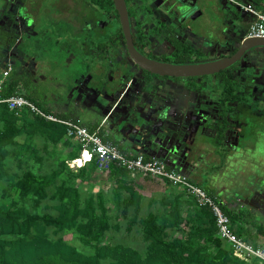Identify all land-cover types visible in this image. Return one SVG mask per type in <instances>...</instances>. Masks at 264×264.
<instances>
[{
  "label": "crops",
  "instance_id": "crops-1",
  "mask_svg": "<svg viewBox=\"0 0 264 264\" xmlns=\"http://www.w3.org/2000/svg\"><path fill=\"white\" fill-rule=\"evenodd\" d=\"M46 1L43 7L42 0H0V12L5 11L15 30L21 32L10 48L16 54L14 69L3 78L1 68L0 76L3 80L16 78V88L22 85L24 93L47 113L96 131L102 140L113 142L131 156L172 160L178 164L174 170L213 196L218 179L213 172L231 163L233 157L264 151V48L248 53L227 71L234 82V101L219 103L224 96L222 83L212 76L196 79L197 87H191L185 80L151 79L132 68L141 86L134 85L112 110L131 65L121 55L99 51L92 35L102 29L98 9L84 0ZM244 2L264 14V0ZM213 9L206 48L210 54L222 56L225 52L217 53L213 47L226 44L228 34L229 39L234 33L247 36L255 14L243 12L244 20H238L233 29V17ZM42 18L47 27L41 25ZM146 80H152L151 85ZM156 93L163 97L164 109L150 104L148 98ZM161 112L162 118L156 115ZM183 131L186 134L179 135ZM213 158L223 159L213 162ZM213 164L216 168L211 170ZM242 164L249 167L253 162L245 158Z\"/></svg>",
  "mask_w": 264,
  "mask_h": 264
},
{
  "label": "rangeland",
  "instance_id": "rangeland-1",
  "mask_svg": "<svg viewBox=\"0 0 264 264\" xmlns=\"http://www.w3.org/2000/svg\"><path fill=\"white\" fill-rule=\"evenodd\" d=\"M42 2L45 7L47 1ZM40 23L46 26V18ZM43 85L46 87V83ZM63 85L58 86L63 88ZM37 95L41 98L42 94ZM24 119L23 123H17L9 116L0 117V137L8 129L29 126L0 146V205L21 209L22 217L36 222L33 231L36 227L49 239L70 244L88 255L100 248L106 254L100 259L102 263L113 260L111 255L107 256L112 249L121 258L126 255L125 259L132 264H168L160 257L155 259L151 252V245L158 237L162 247L174 245L190 264H262L252 258L235 256L232 245L221 238L211 209L200 205L180 185L142 171L121 172L111 167L103 169L94 162L81 163L78 143L67 136L63 127L62 137L55 141L53 137L59 128L47 132L31 126L38 120L32 112ZM258 152V155L253 151L249 157L241 156L253 162L249 167L234 157L231 163L220 166L213 188L216 196L212 197L218 202L226 201L227 194L226 208L239 216L233 222L236 232L246 242L264 246V235L255 225L264 227L263 210L257 208L255 212L253 206L240 200L244 192L251 195V189L264 187V151ZM212 161L218 162L215 158ZM210 166L211 170L216 168L214 164ZM51 177L53 181L45 187V193L36 194L32 179ZM74 190L80 208L91 203L96 222L89 228L88 219L82 214L68 227L47 224L48 217H57L64 211ZM4 238L8 244L14 239L12 235Z\"/></svg>",
  "mask_w": 264,
  "mask_h": 264
},
{
  "label": "flooded vegetation",
  "instance_id": "flooded-vegetation-1",
  "mask_svg": "<svg viewBox=\"0 0 264 264\" xmlns=\"http://www.w3.org/2000/svg\"><path fill=\"white\" fill-rule=\"evenodd\" d=\"M84 1L96 7L101 15L99 26L102 27V29L100 32L92 33L94 39L98 40L99 51L110 56L121 55L127 60L126 62L131 65L129 71L124 74L126 75L127 81L124 82V89H122V92L113 103L112 110L126 95H128V91L135 89L134 85H137V87L141 86V79H139L138 76L134 77L133 73L130 71L132 68L146 74V76L151 79L171 78L179 81L185 80L191 87H197L196 79L212 76L222 83L221 92L224 96L220 98V104H223L224 100L234 101L236 99L234 94V82L232 78L226 74L227 71L233 70L236 63L215 73L198 76L171 77L151 74L140 69L132 61L126 47L119 15L114 7L113 1L111 0L112 4L108 1H103V3H98L97 0ZM125 1L128 9L129 25L134 46L139 52L151 59L169 63H200L230 56L235 51L227 44H218L217 47H213L214 51H217V53L225 52V55L219 56L216 53L214 55L210 54L209 49L207 50L206 48L208 47L207 27L209 21L213 17L212 13L214 12V7H212L213 0H189L194 2V7L186 14L179 13L175 8V5L178 3L177 0ZM4 12H0V28L9 33L10 45H6L4 48V56L0 61V69H3L6 64H9L10 73L14 69L16 59L15 52L10 48L20 39L19 34L21 32L15 30V25L12 24V21H10L8 15H5ZM225 36L227 38V35ZM163 44H166V47H163ZM178 57H184L187 61L176 62ZM142 73H140V77ZM151 82L152 80H148L147 83L151 85ZM20 88L24 91L22 85H20ZM240 159L244 161L243 158ZM255 189H251V195H245L244 192V194H242L243 197L241 196L242 199H240L241 203L253 206L255 212L258 210L257 208L264 212V187ZM228 203L229 201H227L226 198V201L224 200L221 204L226 207Z\"/></svg>",
  "mask_w": 264,
  "mask_h": 264
},
{
  "label": "trees",
  "instance_id": "trees-1",
  "mask_svg": "<svg viewBox=\"0 0 264 264\" xmlns=\"http://www.w3.org/2000/svg\"><path fill=\"white\" fill-rule=\"evenodd\" d=\"M98 3L109 2L112 4L111 0H97ZM6 45H10L9 33L3 31L0 28V61L4 56V48ZM187 61L184 57H178L176 62ZM1 75V74H0ZM1 79V76H0ZM17 86V79L14 77H8L2 83V89L0 92L1 96H8L14 92ZM26 98L31 100L35 105L40 109L46 111V108L38 103L35 99L24 94ZM27 110H22L18 114H15L14 111H11L7 108L6 104H0V117L6 118L10 117L11 121L17 123H23L25 121L24 117L27 115ZM28 125V124H27ZM22 126L17 129L6 130L3 136L0 137V146H3L9 143L15 136L20 134L22 131L29 128V126ZM34 127H40L45 129L47 132L58 129V134L54 135L53 140L60 139L62 137V127L65 130L63 124H57L52 121H48L42 117L38 116L37 122L30 124ZM24 127V129H23ZM79 150L80 146L78 145ZM145 158V157H144ZM148 159V158H145ZM111 168L120 170L124 172L122 168H117L112 166ZM53 181L51 178H33L32 185L34 186V191L38 195H43L45 193V187L49 186ZM208 195L213 196L212 192L208 189L202 188ZM69 203L63 212L57 217H48L46 219L47 224H53L58 227H68L76 223L77 217L84 214L88 219V227L90 228L96 222V215L94 208L91 207V203L86 208L82 209L79 206V197L76 190L69 194ZM214 199H216L214 197ZM219 205L222 211H224L233 225L236 216L231 209H227L223 204L215 200ZM21 209L20 210H11L0 205V264H132L128 262L125 258L119 257L118 254H114V250L111 249V252L107 256L113 258L108 263H102L101 257L106 255L101 252V249L98 248L93 255H88L83 252L78 251L74 246L66 244L59 240H52L46 237L42 231H37L34 227L31 220H28V217H22ZM257 230L264 235V227L261 224H255ZM236 231V227L234 228ZM238 235L239 233L236 232ZM12 235L14 239L10 241V244L5 242L4 236ZM154 235V234H153ZM240 236V235H239ZM155 238V236H154ZM151 252L155 259L158 257L166 260L168 264H190L183 260L184 257H181L182 252L175 249L174 245H167L162 247V242L158 237L151 245ZM153 258V259H154ZM255 261V260H253ZM257 262V261H256ZM151 264V263H150Z\"/></svg>",
  "mask_w": 264,
  "mask_h": 264
},
{
  "label": "built area",
  "instance_id": "built-area-1",
  "mask_svg": "<svg viewBox=\"0 0 264 264\" xmlns=\"http://www.w3.org/2000/svg\"><path fill=\"white\" fill-rule=\"evenodd\" d=\"M245 9L255 14V20L250 25L248 35L264 37V14L257 13L250 5L245 6ZM9 71L10 65L6 64L2 71L3 78L8 75ZM3 78L0 79V92L4 81ZM24 94V91L20 87H17L8 96L0 95V104H6L7 108L14 111L15 114L24 109L46 120L63 124L67 136L74 138L80 146L78 159L81 163L94 162L103 169L115 166L130 172L142 171L180 185L200 205L208 206L211 209L215 216L221 238L232 245V252L235 256H244V259L252 258L264 264V246H254L252 243L243 240L236 233L230 218L222 211L215 199L208 195L201 187L191 183L184 174L169 167L162 160L156 158L145 159L142 155L131 156L113 142L102 140L96 131H90L76 122L57 118L40 109L31 100L26 98Z\"/></svg>",
  "mask_w": 264,
  "mask_h": 264
},
{
  "label": "water",
  "instance_id": "water-1",
  "mask_svg": "<svg viewBox=\"0 0 264 264\" xmlns=\"http://www.w3.org/2000/svg\"><path fill=\"white\" fill-rule=\"evenodd\" d=\"M115 9L119 15V21L123 30L124 38L126 47L128 50L129 55L132 58V61L142 70H145L151 74L159 75V76H171V77H190V76H198V75H205V74H212L221 69H225L233 64L237 63L238 61L245 59L248 53H252L253 51L256 52L257 49L264 48V37L260 36H236L234 33L233 38L229 39V34L227 35V42L226 44L231 46L234 53L230 56H225L221 59L207 61V62H193V63H169L164 61H159L155 59H151L141 52H139L134 43L132 41V35L130 31L129 25V15L128 9L125 0H112ZM178 3L175 5V8L181 14H186L191 11L194 7V2L189 0H177ZM241 1V2H240ZM216 0L212 2V7L218 8L221 12L227 13V17H233L231 22L233 23V29H235L236 23L238 20L243 21V12L247 11L245 9L246 4H244V0ZM243 1V2H242ZM226 19V17H225ZM238 25V24H237ZM215 33L210 31V35H214ZM236 37V38H235ZM124 89V85L122 86ZM122 92V90H121ZM120 92V93H121ZM119 93V95H120ZM155 94V96H150L148 99L150 100V104L154 105V107L160 108L164 105L161 102L163 101V97ZM118 95V96H119ZM160 99H159V98ZM131 106L133 105V100H131ZM180 108H184V104L181 103L179 105ZM161 114H156L161 116ZM164 119V118H163ZM186 133L183 131L179 135L183 136ZM169 167L174 169L175 163L171 160L170 162H165ZM216 171V170H214ZM214 173V174H213ZM212 174L214 177L217 176L216 172ZM225 173V172H224ZM225 176V175H224Z\"/></svg>",
  "mask_w": 264,
  "mask_h": 264
}]
</instances>
